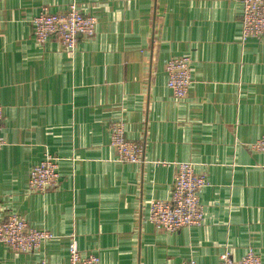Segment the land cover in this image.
Instances as JSON below:
<instances>
[{
  "label": "crops",
  "instance_id": "1",
  "mask_svg": "<svg viewBox=\"0 0 264 264\" xmlns=\"http://www.w3.org/2000/svg\"><path fill=\"white\" fill-rule=\"evenodd\" d=\"M78 3L98 21L74 52L40 46L33 19ZM240 0H0V218L23 217L54 239L0 264H67L70 237L101 264H219L253 249L264 264V39L241 41ZM191 60L184 99L167 87L166 64ZM123 122L143 162H118L111 127ZM46 154L60 184L32 193ZM209 186L205 222L174 233L148 221L149 203L171 198L178 163Z\"/></svg>",
  "mask_w": 264,
  "mask_h": 264
},
{
  "label": "built area",
  "instance_id": "2",
  "mask_svg": "<svg viewBox=\"0 0 264 264\" xmlns=\"http://www.w3.org/2000/svg\"><path fill=\"white\" fill-rule=\"evenodd\" d=\"M242 10L241 41L264 39V0H240ZM98 21L85 15L80 5L71 3L64 11L52 13L47 8L33 19L34 39L40 46H45L51 39L58 40L62 47L74 52L78 40L92 38L96 34ZM167 87L175 99H184L192 86L191 60L188 57L172 58L166 64ZM4 109L0 98V149L7 141L2 135ZM111 143L117 154V160L126 164L143 162L144 149L126 136L123 122L111 127ZM253 152L264 154V136L249 147ZM59 159L46 154L44 160L33 167L28 189L32 193L45 194L58 188L60 184ZM209 186L204 175L196 172L191 162L178 163L174 179V188L169 200L155 199L149 203L148 221L157 230L174 233L184 228L200 227L205 222V211L200 202V193ZM54 235L45 230L31 227L19 215L0 218V244L5 245L14 254H30L39 251L44 244L51 242ZM67 264H101L94 254H83L78 247L76 236L70 237ZM38 264H46L40 262ZM182 264H200L188 261ZM219 264H262L260 256L249 249L239 260L226 253Z\"/></svg>",
  "mask_w": 264,
  "mask_h": 264
}]
</instances>
